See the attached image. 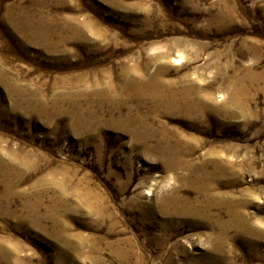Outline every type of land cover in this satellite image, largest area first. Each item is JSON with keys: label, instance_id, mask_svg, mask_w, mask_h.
<instances>
[{"label": "rangeland", "instance_id": "1", "mask_svg": "<svg viewBox=\"0 0 264 264\" xmlns=\"http://www.w3.org/2000/svg\"><path fill=\"white\" fill-rule=\"evenodd\" d=\"M0 180V264H264V0H0Z\"/></svg>", "mask_w": 264, "mask_h": 264}, {"label": "bare ground", "instance_id": "2", "mask_svg": "<svg viewBox=\"0 0 264 264\" xmlns=\"http://www.w3.org/2000/svg\"><path fill=\"white\" fill-rule=\"evenodd\" d=\"M128 81H130V83L128 85L126 94L131 95V93H134L135 96H137V95L141 96V97L144 96V95L147 96L149 99H151L154 102V104H156L159 107V111H162V109L163 110H168V109L171 110V109L177 107L175 102H174V100L177 98V95L176 96L175 95H169V97H167V100H165L163 98L164 97V93L160 89V86L159 87L157 86L158 85V77L156 75L152 76V77H147V79L144 80L143 82H140V81H137V80H131V79L128 80ZM184 93L181 94L180 96L183 97L185 95ZM74 118L80 124H84V125L89 126L90 123H91V121L89 122L87 117L83 118L81 114H77V116L76 117L74 116ZM128 120H130V121H127V123L128 122L131 123V125H129L130 127H134L135 126V129L133 130V132L135 134L139 135L140 134L139 130H143V131H145V136L149 137L150 131H149V128H148L147 124L143 121V119H140V118L137 117V118H132V119H128ZM94 124L95 123H93V125ZM129 126L125 125V126H122V127L129 128ZM90 127H91V125H90ZM75 128H77V127H75ZM130 130H131V128H130ZM161 142H163V143H161V145L164 147V149H165V147L166 148L168 147V143H167L166 140L162 139ZM158 145H160V143ZM22 161H24V163L27 162L25 165H28V163L30 164V162H28V160H22ZM14 176H15V178L12 179V182H8L7 187H5L6 188L5 193L10 194L9 196H11V197L13 196L12 193H15V192L17 193L16 187H15V185H16L15 181H16L17 176L19 177L20 175L16 174ZM151 190H152V188L148 187L147 190H146L145 195L146 196H152ZM81 192H83V191H81ZM81 192H80V190H77L76 193L80 197L81 196L83 197V195H81ZM83 194H87L89 196V198H87L88 201H89V202H87L88 205H89V209H94V210L95 209H101L100 205H98V201L99 200L97 199V197H96L97 195L95 193L90 192V193H83ZM9 196H8V198L1 199L3 205H5V206H9L10 205L11 202H10ZM3 198H4V196H3ZM100 202H101V200H100ZM171 202H172V200H166V201L161 203L160 206H161V211L163 213H167L168 212L166 205L167 204H171ZM55 204L56 203H52L50 206L45 208V212L43 214L39 215V211H40V208H41V205H42L41 204V200H39L37 197H35L33 203H30L29 201H24L23 204H22V209L24 210L26 215H23L22 217H17V218H19L20 222L26 223L28 226H32V227H39L40 226L41 223L39 224V222H38L39 220L37 219L39 217L41 219L42 218H49L51 220H52V218H55L54 220L57 221L58 220V219H56L57 216H55L56 215L55 211L57 210V205H55ZM102 208H104V207L102 206ZM7 214H10V212L8 211Z\"/></svg>", "mask_w": 264, "mask_h": 264}]
</instances>
